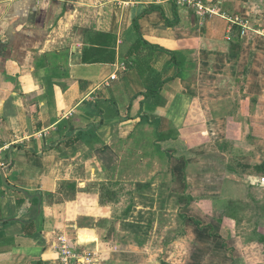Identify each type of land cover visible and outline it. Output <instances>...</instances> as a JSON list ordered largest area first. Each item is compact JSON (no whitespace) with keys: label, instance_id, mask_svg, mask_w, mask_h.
<instances>
[{"label":"crops","instance_id":"1","mask_svg":"<svg viewBox=\"0 0 264 264\" xmlns=\"http://www.w3.org/2000/svg\"><path fill=\"white\" fill-rule=\"evenodd\" d=\"M199 3L215 14L171 0H0V264H61L60 237L93 264H135L126 253H144L145 237L87 195V173L104 166L81 157L106 151L110 171L132 155L149 187L158 171L166 188L179 173L182 199L213 219L216 249L229 240L264 258V0ZM134 21L156 47H144V64L129 56ZM138 68L159 74L156 95L143 96ZM168 154L184 162L172 167ZM75 180L82 191L63 202L59 188Z\"/></svg>","mask_w":264,"mask_h":264},{"label":"rangeland","instance_id":"2","mask_svg":"<svg viewBox=\"0 0 264 264\" xmlns=\"http://www.w3.org/2000/svg\"><path fill=\"white\" fill-rule=\"evenodd\" d=\"M166 129L167 127L164 126V131ZM167 147H169L168 144H162L159 152L170 151ZM168 155L172 167H178L180 163L184 162L181 160V155ZM164 157L162 156V158ZM81 158L83 162H88L93 166L97 163L104 166L102 171L87 173V178L96 183L93 184L92 189H88L87 194L93 195V201L96 204L95 211L109 214L112 219L109 221L113 225H117L118 220L125 217L128 221L127 234L137 231L135 235L138 237L137 239L142 240L140 238L145 237L143 238L146 240L144 253H126L130 263V260H135L133 257L137 256L135 257L137 261L132 263L138 264L139 261H143V258H147L154 264H231L229 257L232 258L235 254L241 264H264L262 252L257 249L260 246H254L255 250L253 251L236 253L229 248L226 249L229 245L231 246L228 240L229 244H224L226 252L216 249L220 237L214 234L213 219L202 218L194 203H187L182 199L183 195L186 196L187 193L179 173L174 175L170 187L166 188L165 184L168 179L164 177L165 173L158 171L156 173L158 174L157 185L149 187L146 185L149 181L146 177L149 174L132 171L135 162L132 155L126 157L127 170L125 172L110 171L117 163L114 153L111 151H106L97 158L85 155ZM159 163L161 164V160ZM76 183V180L75 183L66 182L59 188L63 202L76 190L77 192L82 191L77 188ZM151 203H157V207L154 204L149 210ZM180 215H185L186 219L181 218ZM195 221L204 225L210 223L211 225L205 228L211 231H196L199 225H196ZM129 224H131V228L128 227ZM111 228L115 229L113 226ZM80 239L82 242L85 237L81 236ZM238 245L240 247L242 244ZM114 254L116 255V252Z\"/></svg>","mask_w":264,"mask_h":264},{"label":"trees","instance_id":"3","mask_svg":"<svg viewBox=\"0 0 264 264\" xmlns=\"http://www.w3.org/2000/svg\"><path fill=\"white\" fill-rule=\"evenodd\" d=\"M133 26L135 31L138 34V40L137 42L130 48V52H129V56H130V60L136 61L137 59L143 60V64L145 63V56H143L144 53H141L144 50V47L146 49H150L152 50H156V47L152 46L151 44L147 43L143 37L141 36L140 32H139V28H138V24L136 21L133 22ZM172 64H175V58L172 57V62L169 64L168 67H170ZM139 74L141 76V78H143V82L145 83V93H143L144 97H148V96H153L156 95L158 93L159 88L162 86L163 83H160V76L158 73H155L152 71V74H148V73H142V71L138 68ZM156 78V84H154V86H151L149 84V82H153V79ZM156 126L157 129H159V138H158V143H164L165 141H167L169 139L168 134H166L164 132V127L160 124V121H156ZM80 140V139H79ZM160 147V146H159ZM1 219V217H0ZM196 225H199L196 221H195Z\"/></svg>","mask_w":264,"mask_h":264},{"label":"built area","instance_id":"4","mask_svg":"<svg viewBox=\"0 0 264 264\" xmlns=\"http://www.w3.org/2000/svg\"><path fill=\"white\" fill-rule=\"evenodd\" d=\"M171 1L177 6L189 5L196 7L198 11L204 10L209 14H215L213 10L204 9V7L200 5L199 0H171ZM260 183L264 185V179H261ZM57 249L61 264H93V259L90 254L77 252L75 242L73 243L71 242V240H68L64 237H60L58 239Z\"/></svg>","mask_w":264,"mask_h":264},{"label":"water","instance_id":"5","mask_svg":"<svg viewBox=\"0 0 264 264\" xmlns=\"http://www.w3.org/2000/svg\"><path fill=\"white\" fill-rule=\"evenodd\" d=\"M1 180L6 186H8L7 183H6V180L4 178V174L3 173H1Z\"/></svg>","mask_w":264,"mask_h":264}]
</instances>
